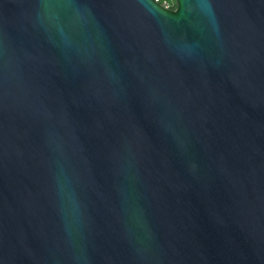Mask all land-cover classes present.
Masks as SVG:
<instances>
[{
    "label": "water",
    "instance_id": "water-1",
    "mask_svg": "<svg viewBox=\"0 0 264 264\" xmlns=\"http://www.w3.org/2000/svg\"><path fill=\"white\" fill-rule=\"evenodd\" d=\"M0 0V264H264V0Z\"/></svg>",
    "mask_w": 264,
    "mask_h": 264
},
{
    "label": "built area",
    "instance_id": "built-area-1",
    "mask_svg": "<svg viewBox=\"0 0 264 264\" xmlns=\"http://www.w3.org/2000/svg\"><path fill=\"white\" fill-rule=\"evenodd\" d=\"M159 1L162 5L168 8H175V0H157Z\"/></svg>",
    "mask_w": 264,
    "mask_h": 264
},
{
    "label": "trees",
    "instance_id": "trees-1",
    "mask_svg": "<svg viewBox=\"0 0 264 264\" xmlns=\"http://www.w3.org/2000/svg\"><path fill=\"white\" fill-rule=\"evenodd\" d=\"M175 5H176V2H175Z\"/></svg>",
    "mask_w": 264,
    "mask_h": 264
}]
</instances>
